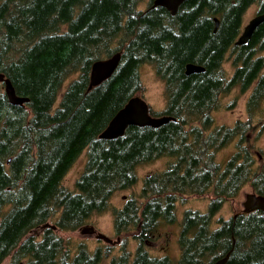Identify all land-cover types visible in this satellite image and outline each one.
<instances>
[{
    "label": "trees",
    "instance_id": "16d2710c",
    "mask_svg": "<svg viewBox=\"0 0 264 264\" xmlns=\"http://www.w3.org/2000/svg\"><path fill=\"white\" fill-rule=\"evenodd\" d=\"M140 1L0 0V72L19 96L30 99L12 105L0 88V264L10 255L16 264L27 256L45 258L56 241L25 239L31 231L49 221L63 231L78 229L116 193L137 184L139 166L165 156L174 159L168 171L146 177L140 196L130 198L207 193L211 168L218 201L248 183L264 195V176L263 184H256L255 158L244 146L249 123L224 134L208 131L211 112L224 94L235 88L245 92L258 79L252 99H264V59L253 61L264 49V23L247 45H235L245 13L254 4L264 12V0H188L176 15L163 7L140 11ZM116 52H122L117 70L88 91L92 64ZM229 52L236 68L232 77L223 68ZM189 63L205 72L187 75ZM144 64L154 66L165 85L166 109L151 108V114L176 122L130 126L122 137L99 139L113 116L144 93ZM237 136L238 150L221 173L217 152ZM83 152L85 171L72 192L63 181ZM180 167L186 169L183 176ZM189 177L200 184L186 191ZM207 219L203 216L202 226ZM226 226L236 239L231 262L264 264V213ZM211 238L216 243V234Z\"/></svg>",
    "mask_w": 264,
    "mask_h": 264
},
{
    "label": "flooded vegetation",
    "instance_id": "af4514ba",
    "mask_svg": "<svg viewBox=\"0 0 264 264\" xmlns=\"http://www.w3.org/2000/svg\"><path fill=\"white\" fill-rule=\"evenodd\" d=\"M153 4L154 0H141L138 10L148 11L153 8ZM262 13L264 12H262L259 5L255 17ZM258 59H264V56H258V53H256L253 61ZM261 73H264V67ZM258 82V79H256L245 91H250L251 95L246 103L247 119L245 123H249V127L247 125L244 126L245 123L241 121H237L234 126L230 127L215 126V113L221 110V98L218 107L211 112L212 121L208 130L209 133L218 129L224 134L241 123L240 128L242 130L244 126L243 133H245V136L250 130L256 131L257 129L258 134L256 136L259 137L261 135L264 130V99H252ZM253 122H256V124L253 125ZM234 140H237L238 144L240 137L237 136ZM248 141L250 140L248 139ZM228 143L221 146L224 147ZM237 148L236 146L235 152H237ZM255 154H258V152H253L254 158ZM163 158L167 159V163L165 168L159 172L165 173L174 159L168 156ZM228 162L225 164L219 163L221 173L225 171ZM253 168H255L258 175L256 184L262 185L264 167L256 161V158ZM185 173L186 169L180 167L179 175L183 176ZM210 176L211 178L208 179V191L203 194L176 192L171 195L172 198H168V196H164V198H127L124 196L123 198H117L115 202L114 198H110L104 210L95 213L99 217H107L109 219L111 226L107 232L90 222L94 215L89 217L76 230L63 231L58 226L57 228L40 226L31 231L25 239L32 238L33 241L41 242L48 238L49 241L56 242L48 245L49 251L45 258L32 259L27 256L18 259V264H217L229 252L231 254L226 264H234L231 262V257L236 239L233 229L227 227L226 224L239 218L244 220L249 214L264 213V207L252 209V205L247 203V194L245 201L240 202V207L242 208L240 210L237 209V196L247 184L236 195L227 198L225 201H218V198L212 193L216 182V172L213 168H211ZM186 182L190 184L186 186V191H191L189 189H193V186L198 187L200 184L199 179H190V177ZM248 184L251 185L252 183ZM250 194L260 196L253 187ZM196 197L207 201L205 211L192 209L185 210L182 213L178 211L180 202ZM228 202L232 205L231 217L229 219H216ZM203 216L208 217L205 226H202ZM49 228L53 231L52 233H48L47 229ZM59 232L76 234L77 238L64 240L58 235ZM213 234L217 236L216 243L211 242ZM227 240H232L230 248L226 246ZM4 261H8L7 264H16L13 261V255L5 258Z\"/></svg>",
    "mask_w": 264,
    "mask_h": 264
},
{
    "label": "rangeland",
    "instance_id": "374dc122",
    "mask_svg": "<svg viewBox=\"0 0 264 264\" xmlns=\"http://www.w3.org/2000/svg\"><path fill=\"white\" fill-rule=\"evenodd\" d=\"M141 7V5H140ZM259 4L252 5L247 12L244 15L243 19V26L244 27L249 23L251 19L255 17L256 10H258ZM142 9H144L142 7ZM264 56V49L261 50V52H258V56ZM223 68L227 74L228 77H231L235 70V65L231 56V52L228 53L227 58L223 64ZM142 80L145 86V91L141 95L147 103L150 105L152 110L156 113H162L167 106L166 97H165V85L164 82L159 79V77L156 74L154 66L150 64H144L140 68ZM74 77H70L66 80L63 91L66 90L72 81ZM0 88H3V85L0 83ZM4 90V89H3ZM250 91L248 92H242L239 88H235L232 91H230L227 94H224L222 96V101L220 105V109L217 113H215V126H234L237 121H241L243 123L246 122V103L247 100L250 98ZM61 99V95H59L57 104L59 105ZM256 124V122H253V125ZM258 134V129L255 131L250 130L246 133V142L244 143L246 147H249L254 153L257 151L258 154H255L256 161L264 167V130L261 133V135L258 137L256 136ZM248 139L250 141H248ZM236 141V143H235ZM236 146H237V140L230 141L228 144H226L224 147L221 146V148L218 150L216 155V160L218 163L225 164L229 159L236 153ZM238 149V148H237ZM87 154L86 152H83L75 161L71 169L68 171L67 175L64 178L63 184L64 186L69 189L72 192H76V183L81 177V175L85 171L86 163H87ZM167 163V159L161 158L154 162L139 166L137 168V174H138V182L135 186H133L130 189L120 191L116 193L113 198L114 202L117 201V198H123L126 196L127 198L130 197H139L144 179L149 175L156 172H159L165 168V165ZM252 193V186L250 184H247L242 188L240 193L237 196L236 200V207L238 210H240V202H244L246 195ZM213 195V194H212ZM206 198V197H202ZM207 207V201L204 199H200L199 197L196 198H189L186 199L184 202L179 203V209L178 211L182 213L185 210L192 209V210H200L205 211ZM232 215V205L228 202L224 205V208L222 209L221 213H219L216 217V219H229ZM218 220V221H219ZM90 222L92 224H95L96 226L103 229L105 232H107L110 228V221L107 217H99L96 214L90 219ZM51 225H55L52 221H49ZM59 236H61L64 240L69 238H77V235L75 234H68L64 232H59ZM72 236V237H70ZM74 236V237H73ZM10 259V258H8ZM8 261H4L2 264H7Z\"/></svg>",
    "mask_w": 264,
    "mask_h": 264
},
{
    "label": "water",
    "instance_id": "95a60500",
    "mask_svg": "<svg viewBox=\"0 0 264 264\" xmlns=\"http://www.w3.org/2000/svg\"><path fill=\"white\" fill-rule=\"evenodd\" d=\"M186 1L188 0H154L153 8L163 7L168 10L171 15H176L180 6ZM214 21L216 24L215 31H217L220 23L219 18L215 17ZM262 23H264V13L257 15L249 21L235 42V45L244 46L249 43L254 32ZM121 59L122 52H116L108 58L95 61L91 67L88 91L93 90L95 87L108 80L117 70ZM203 72H205V67L201 65L189 63L186 66L187 75ZM0 83L4 84V91L11 104L22 106L29 103L30 99L28 97L17 95L11 80L6 78L5 74L1 72ZM171 121H176V118L168 115L153 116L147 101L141 95H136L113 116L107 127L99 135V139L113 140L122 137L130 126L159 128ZM247 203L252 205V209L264 207V196L248 194ZM45 227L57 228L56 225H51L50 223L45 224ZM230 254L231 252L217 264H226Z\"/></svg>",
    "mask_w": 264,
    "mask_h": 264
},
{
    "label": "bare ground",
    "instance_id": "6f19581e",
    "mask_svg": "<svg viewBox=\"0 0 264 264\" xmlns=\"http://www.w3.org/2000/svg\"><path fill=\"white\" fill-rule=\"evenodd\" d=\"M48 20V19H47ZM239 68V67H238ZM3 85V89H4V84H2ZM4 93H5V91H4ZM261 94V93H260ZM5 95H6V93H5ZM18 95V94H17ZM7 97V96H6ZM8 99V98H7ZM9 101V100H8ZM10 103V102H9ZM11 104V103H10ZM13 105V104H12ZM15 106H20V105H15ZM164 115V114H163ZM9 162V161H8ZM12 169V168H11ZM225 243V242H224ZM246 251V250H245Z\"/></svg>",
    "mask_w": 264,
    "mask_h": 264
}]
</instances>
